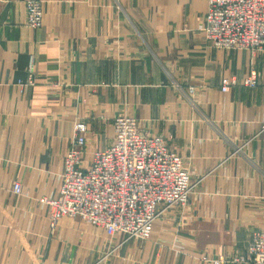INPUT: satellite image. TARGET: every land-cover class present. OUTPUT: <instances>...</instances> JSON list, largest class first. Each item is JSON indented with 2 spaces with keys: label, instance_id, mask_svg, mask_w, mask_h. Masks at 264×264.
<instances>
[{
  "label": "crops",
  "instance_id": "obj_1",
  "mask_svg": "<svg viewBox=\"0 0 264 264\" xmlns=\"http://www.w3.org/2000/svg\"><path fill=\"white\" fill-rule=\"evenodd\" d=\"M27 1L0 0V264H236L264 231V51L212 48L209 0H40V29ZM225 78L238 81L227 93ZM118 116L184 158L187 208L144 242L69 217L52 230L40 200L58 193L75 124L89 127L87 163Z\"/></svg>",
  "mask_w": 264,
  "mask_h": 264
},
{
  "label": "built area",
  "instance_id": "obj_2",
  "mask_svg": "<svg viewBox=\"0 0 264 264\" xmlns=\"http://www.w3.org/2000/svg\"><path fill=\"white\" fill-rule=\"evenodd\" d=\"M204 22L203 31L212 48L264 51V0H209ZM26 25L42 27L40 0L27 1ZM34 70L31 58L30 77ZM28 84L33 85V79ZM241 84L257 87L258 74L252 72ZM237 85L236 79L225 78L221 91L227 93ZM194 90L189 87L186 92L192 103ZM112 130L110 144L94 151L86 163L89 127L83 119L75 124L58 193L40 200L49 209L52 230L62 218L69 217L103 228L108 237L122 235L127 241L144 242L150 239L153 223L163 212L186 209L192 194L191 177L182 157L171 152L161 136L142 131L135 117H116ZM12 192L22 193L20 182L13 184ZM224 262L221 257L212 264ZM232 262L264 264V232H254L246 252Z\"/></svg>",
  "mask_w": 264,
  "mask_h": 264
},
{
  "label": "rangeland",
  "instance_id": "obj_3",
  "mask_svg": "<svg viewBox=\"0 0 264 264\" xmlns=\"http://www.w3.org/2000/svg\"><path fill=\"white\" fill-rule=\"evenodd\" d=\"M41 2H42V1H41ZM42 6H43V2H42ZM204 23H205V22H204ZM214 49H215V48H214ZM218 50H220V49H218ZM247 51H250V50H247ZM250 52H251V51H250ZM252 53H253V52H252ZM255 53H256V52H255ZM175 85H176V84H175ZM243 86H244V85H243ZM244 87H245V86H244ZM223 93H224V92H223ZM188 94H189V93H188ZM112 131H113V130H112ZM147 134H148V133H147ZM149 135H150V134H149ZM162 138H163V137H162ZM109 144H110V143H109ZM109 144H108V145H109ZM171 152H173V151H171ZM173 153L178 154L177 152H173ZM178 155H180V154H178ZM180 156H181V155H180ZM181 157H182V156H181ZM182 159H183V166H184V169L187 170L186 167H185V165H184V158L182 157ZM187 171H188V170H187ZM188 172H189V171H188ZM189 174H190V172H189ZM190 177H191V174H190ZM192 191H193V183H192V180H191V193H192ZM190 197H191V196H190ZM189 202H190V198H189ZM189 202H188V204H189ZM187 206H188V205H187ZM186 208H187V207H186ZM157 219H158V218H157ZM157 219H156V220H157ZM156 220H155V221H156ZM155 221H154V222H155ZM153 224H154V223H153ZM94 227H95V226H94ZM99 228H100V227H99ZM101 229H103V228H101ZM258 231H260V230H258ZM254 232H256V231H254ZM254 232H253V233H254ZM262 232H264V231H262ZM253 233H252V235H253ZM252 235H251L250 241H251V239H252ZM250 241H249V243H250ZM249 243H248V245H249ZM248 245H247V247H248ZM247 247H246V250H247ZM246 250H245L242 254H244V253L246 252ZM242 254H240V255H242ZM240 255H238V256H240ZM238 256H235V257H238ZM235 257H234V258H235ZM219 258H221V257H219ZM219 258H218V259H219ZM234 258H233V259H234ZM223 259H224L225 262H226V259H225L224 257H223ZM233 259H231V261H230L231 263H233V262H232ZM212 262H213V261H212ZM225 262H224V263H225Z\"/></svg>",
  "mask_w": 264,
  "mask_h": 264
}]
</instances>
